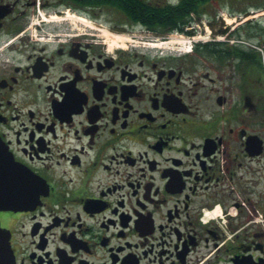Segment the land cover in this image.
<instances>
[{
  "label": "flooded vegetation",
  "instance_id": "obj_1",
  "mask_svg": "<svg viewBox=\"0 0 264 264\" xmlns=\"http://www.w3.org/2000/svg\"><path fill=\"white\" fill-rule=\"evenodd\" d=\"M203 9L179 57L67 21L109 12L83 0H0V194L30 196L0 264H264V0Z\"/></svg>",
  "mask_w": 264,
  "mask_h": 264
},
{
  "label": "trees",
  "instance_id": "obj_2",
  "mask_svg": "<svg viewBox=\"0 0 264 264\" xmlns=\"http://www.w3.org/2000/svg\"><path fill=\"white\" fill-rule=\"evenodd\" d=\"M207 1L182 0L177 5H166L161 9L141 0H83V5L95 8L113 7L128 21L154 30L150 31L152 33L168 34L184 32V28L193 20L192 13L199 15Z\"/></svg>",
  "mask_w": 264,
  "mask_h": 264
},
{
  "label": "rangeland",
  "instance_id": "obj_3",
  "mask_svg": "<svg viewBox=\"0 0 264 264\" xmlns=\"http://www.w3.org/2000/svg\"><path fill=\"white\" fill-rule=\"evenodd\" d=\"M169 1L172 2V3H176L177 0H169ZM255 4L260 5L261 3H253L252 6L256 7L257 5H255ZM219 7H221V5H219ZM246 8H248V5H244V9H246ZM221 10H222L221 12H225L226 14L229 12V10H225V8H224V10L223 9H221ZM231 11L232 10H230V12ZM83 17L89 22L93 21V19H90L89 17H86V16H83ZM208 18L209 17L207 15H204L203 13H202V15L200 17L195 16V18L193 20V23L191 25H187V30L188 31H193L194 35H200V36H202V38H204L205 37L204 34H205V31H206L205 30L206 28H204V27H205V25H206V23L208 21ZM229 18L230 19H235L236 22L239 21L238 18L237 17H233V15L230 16ZM120 21H125V19H123V17L121 18L120 15L117 14L113 10L109 11V12H105L103 15H101L98 18V22L100 24H103L106 27L118 24V23H120ZM235 21L233 23L234 25H236ZM74 23H80V22L76 20ZM82 26L84 28H88L84 24H82ZM94 32L99 33L100 36L103 39H105V40L107 39V38L104 37V35L101 32H98V31H94ZM129 32H130L129 33L130 37H129V42L128 43L126 42L125 44H121L117 40L113 44H111V46L112 47H119V48L121 47V48H124V49H126L128 46H129L130 49H143V44H147V42H152L153 43V41L156 40V36L154 34L150 33L149 31H144L139 26H137L135 28V30L129 31ZM175 38L178 40L180 38V36L178 34H176V33L170 34V35L167 36V38H163V39L157 40V43L160 44L161 42L170 41V39H175ZM122 45L123 46L125 45V46L122 47ZM177 47L178 46H176L174 53H178L179 55L182 54V51L180 50V48L178 49ZM154 48H156V47H154ZM165 51H167V50H165ZM183 51H184V49H183Z\"/></svg>",
  "mask_w": 264,
  "mask_h": 264
},
{
  "label": "water",
  "instance_id": "obj_4",
  "mask_svg": "<svg viewBox=\"0 0 264 264\" xmlns=\"http://www.w3.org/2000/svg\"><path fill=\"white\" fill-rule=\"evenodd\" d=\"M211 29L213 27L210 25ZM115 30L112 32L116 33H125L126 29L123 27H115ZM13 159L11 158L10 154L7 152L6 148L4 147L3 143L0 140V180L4 178L6 181L8 177H10L9 171L15 172L16 168L12 163ZM2 168L4 171H2ZM2 171V172H1ZM30 196L27 194H19L13 195V192L10 193H2L0 194V206H4L6 209H16V206H19L21 203H24L25 200H28Z\"/></svg>",
  "mask_w": 264,
  "mask_h": 264
},
{
  "label": "bare ground",
  "instance_id": "obj_5",
  "mask_svg": "<svg viewBox=\"0 0 264 264\" xmlns=\"http://www.w3.org/2000/svg\"><path fill=\"white\" fill-rule=\"evenodd\" d=\"M68 18V17H67ZM54 19V18H53ZM76 17L74 15L70 16L67 20L68 21H72V22H75L76 21ZM62 19H59V18H55V21H61ZM78 21L82 22L84 25H86L87 27L89 28H94V29H100V31L98 32H101L105 38H107V42L109 44H113L115 41H119L121 44H125L126 42L128 43L129 42V35H119V34H115V33H111L110 31H107L106 29H103V28H100V27H97L95 24L87 21L85 18H82V19H79L78 18ZM227 22L228 23H233L232 19L228 18L227 19ZM207 31H210L208 28L206 29ZM125 46V45H124ZM122 45V47H124ZM153 48L156 47H163L161 45H153L152 46Z\"/></svg>",
  "mask_w": 264,
  "mask_h": 264
}]
</instances>
